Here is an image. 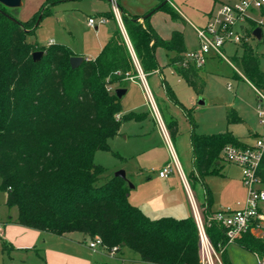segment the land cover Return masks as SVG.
<instances>
[{"label":"trees","instance_id":"16d2710c","mask_svg":"<svg viewBox=\"0 0 264 264\" xmlns=\"http://www.w3.org/2000/svg\"><path fill=\"white\" fill-rule=\"evenodd\" d=\"M56 2L47 0L34 18L25 23L18 20L20 24L0 13V190L7 193L6 204L18 208L17 223L31 230L59 237L71 233L91 239L100 236L106 250L115 248L121 253L128 248L141 262L150 264H201L194 216L147 217L129 201L126 180L114 176L98 184L105 171L95 163L98 151H110L109 141L119 134L124 122L139 123L150 115L125 114L115 93L139 77L137 63L148 79L161 71L157 51L174 53L170 66L175 74L198 96L203 94L201 69L184 64L188 51L184 32L174 31L165 41L151 25L152 18L141 21L142 17L128 14L117 3L128 39L117 26L97 58L84 59L73 69L70 59L78 55L70 48L55 43L41 47L28 41L40 25L36 26L39 18L43 20L47 14V5ZM0 11L12 16L1 3ZM160 12L186 24L170 3ZM99 15L116 22L112 10ZM252 26L248 32L251 37L258 28ZM252 40L256 41L254 37ZM241 48L242 55L232 57V64L246 81L264 92L262 57L251 42ZM37 52L43 53L39 62L33 59ZM164 87L168 98L182 107L193 126L192 177L205 185L203 213L208 217L213 214V201L205 178L221 175L227 147L249 145L230 131L196 134L191 110L181 104L171 86L164 82ZM227 121L229 126L245 123L235 109L227 113ZM166 128L170 138L178 134L177 122L170 121ZM259 177L264 183V159ZM206 231L218 252L226 247L222 227L207 225ZM236 243L264 256L263 243L250 234ZM9 249L3 240L2 251ZM226 252L221 253V260L229 264Z\"/></svg>","mask_w":264,"mask_h":264},{"label":"rangeland","instance_id":"374dc122","mask_svg":"<svg viewBox=\"0 0 264 264\" xmlns=\"http://www.w3.org/2000/svg\"><path fill=\"white\" fill-rule=\"evenodd\" d=\"M22 1L21 7L10 8L8 12L20 22L25 23L35 17L47 0ZM55 1H57L56 4L47 5L49 6L47 14L35 34L28 36L29 42L38 43L41 47L53 42L70 48L75 54L81 55L82 52H89L84 55L89 56L98 47V41H105V38L111 37L110 34L113 32V23H100L101 18L98 14L113 9L112 14L116 22L119 26L121 24V14L114 8L113 2L116 0ZM169 3L173 8L177 7L181 13H185L190 23L173 22L168 14L158 12L153 16L155 28L162 36H167L171 29L178 28L184 32L187 48L189 50L198 49L199 43L193 26L196 28L203 26L205 14L212 10L214 0H172ZM160 4L161 0H132L130 3L133 11L141 12L149 9L148 14ZM89 18L96 20L97 30L88 25ZM262 28L264 37V25ZM251 42L262 57L264 68V39L262 43L257 40ZM165 54L169 57L173 56V53L159 50L158 57L162 66L168 62ZM223 54L224 58L218 56L208 58L206 65L200 70L199 75L205 82L204 92L201 96H198L186 82L173 74L170 67L163 68L164 77L153 75L148 78V87L152 92L159 113V121L163 123L165 133L169 135L166 124H169L170 121L179 124L178 134L172 138L168 136L170 142L165 137L156 113L150 106L148 96H145V92L139 83L128 82L126 84L125 89L128 93L122 100L124 112L134 111L136 113H150V115L146 120L139 123L135 121L124 122L119 134L109 141L110 151H98L96 153L95 163L103 167L105 171L99 180V185L116 176L117 173L125 171L129 186H134V188L130 186L129 197L135 202L141 177L144 179L148 176L155 177L167 166H170L177 174L179 166L191 187L193 198L205 224L208 223V217L203 213V204H206L205 185L192 177L195 169L189 133L193 130V126L182 107L175 105L167 98L166 91L162 87V81L166 78L173 90L176 91L179 101L191 110L196 134L217 135V133H225L228 130L231 132L234 127L238 136L245 138L248 143H254L255 137L251 136L250 132L261 131L260 120H258L256 111L259 101L258 95L252 84L246 81L232 64V57L242 55V48L240 45L227 44L223 48ZM201 100L205 102L204 105L199 104ZM232 109L239 113L245 123L229 127L227 113ZM223 163L226 166L231 165L226 162ZM231 168L233 175L240 172L236 166L231 165ZM222 182L223 179L220 175L205 178V183L208 184L213 193L216 203L223 195L224 185ZM5 198L6 193L0 190V212L15 211L17 213V207L9 208L4 205ZM83 237L86 235L81 233L67 234L66 237L52 234L44 235L36 244L38 251L17 250V252L10 251L4 254L0 252V264H150L141 262L139 256L128 248L119 255L121 260L110 256L105 249L100 247L93 252L84 243L85 238L83 239ZM93 239L90 238L88 241L91 242ZM228 255L230 261L235 264L237 261H248V254L237 245L231 246ZM250 261L252 262V258Z\"/></svg>","mask_w":264,"mask_h":264},{"label":"built area","instance_id":"2783aa9c","mask_svg":"<svg viewBox=\"0 0 264 264\" xmlns=\"http://www.w3.org/2000/svg\"><path fill=\"white\" fill-rule=\"evenodd\" d=\"M263 11L264 0H214V9L209 15L207 24L199 28L194 27L199 47L184 54V64L192 65L200 70L206 65L208 58L215 56L224 58L223 48L227 44L241 46L246 42L253 41V33L251 37L248 32L252 31V24L258 28L264 25ZM120 20V27L124 29L122 19ZM100 23L104 24L105 19H101ZM88 25L96 28L97 22L94 18H89ZM51 44L54 43L51 42L49 45ZM138 72L140 74L141 69H138ZM252 87L258 95L256 111L260 125L264 130V92L256 89L253 85ZM162 129L165 134V128L162 127ZM223 156L226 163L241 169L242 183L247 190V201L244 204L239 203L235 209L225 208L209 215L208 223L205 224L190 193L193 216L199 231L201 264H224L221 260V253L227 250L229 245L236 244L237 240L246 234L259 239L264 245V183L259 177L260 164L264 159V131L255 139L254 144L246 148L227 147ZM172 172L173 169L167 166L159 172V176L169 178ZM178 172L182 177L183 185L191 192V187L179 166ZM207 225H216L226 231L227 245L219 253L208 236ZM99 247L106 250L101 237L95 236L93 241L89 242V248L95 250ZM106 251L110 256H114L118 252L115 248ZM255 255L258 264H264V256L257 253Z\"/></svg>","mask_w":264,"mask_h":264},{"label":"crops","instance_id":"0c3cea01","mask_svg":"<svg viewBox=\"0 0 264 264\" xmlns=\"http://www.w3.org/2000/svg\"><path fill=\"white\" fill-rule=\"evenodd\" d=\"M116 2L119 5H121L122 8L125 9L128 14H130L132 16L144 17L149 12V9L142 10L141 12L133 11V9H132V7L130 5L132 0H116ZM174 8H175V10L178 13H180L182 18L185 19L186 24H189L190 21H189L188 17L185 15V13H181V11L177 7H174ZM213 9H214V6H213L212 10ZM111 10H113V9H111ZM111 10H109V11H111ZM212 10L209 13L205 14L206 18H204L203 26L207 24L209 15H210V13H212ZM104 12H108V11H104ZM157 13L158 12H156V14ZM101 14H104V13H101ZM153 16H152V19H151V25H153L154 29H156L154 24H153ZM111 22L113 23V28H112L113 32H112V34H110L112 36L113 33L116 31V27L118 26L120 28V26L115 21L105 18V23L106 24L111 23ZM193 27H195V26H193ZM95 29L97 30L98 28L96 27ZM174 31H180V30L178 28L171 29L167 36H162L157 30V32L160 34V36L165 41H168L171 38L172 33ZM180 32H182V31H180ZM107 37L108 38H105L106 39L105 41L104 40L103 41H100V40L98 41V44H97L98 47H96V49L93 51L94 53H90L89 56H84V55H87L86 53H89V52H82L81 55H79V54H77V55L78 56H82V57H84V59L89 60V61L97 58L98 55L104 49L105 44L111 38L110 36H107ZM186 47H187V44H186ZM187 50L189 51L188 48H187ZM161 51H163V50H161ZM158 52H159V50L157 51V60L159 61V64L161 66V71L155 72L151 76L159 75L161 77H164L163 76L164 75V73H163V68L164 67H168V68L170 67L172 69L173 74H175L173 68L170 66L171 58H173L175 56V54L173 53L172 57H169L167 54H165V56L168 58V62H166V64L164 66H162L161 61L159 60V57H158ZM163 52H165V51H163ZM210 58H213V57H210ZM145 79H146V82H147L148 79H147L146 76H145ZM129 82L139 83L141 89L143 90V92H145L142 77L139 76L137 79H133V80H131ZM164 82L167 83L168 86H170V84L168 83L166 78L163 79L162 87H163L164 91H166L165 87H164ZM147 85H148V82H147ZM175 93H176V91H175ZM146 94L147 93L145 92V96H148ZM151 94H152V92H151ZM166 95H167V91H166ZM176 96H177V94H176ZM167 98H168V95H167ZM168 99H170V98H168ZM122 100H123V98H122ZM131 112H134V111H131ZM234 125H236V124H234ZM229 127H232V126H229ZM260 127H261V131L260 132H256V133L250 132V135L254 136L255 139L259 135H261L263 133V131H264L261 125H260ZM178 129H179V124H178ZM231 130H232L231 131L232 134H234L235 136L243 139V141L247 145L254 144V143H250V142L248 143L245 138H243L241 136H238V134H236V132H235V128L234 127ZM191 133H192V131H190V133H189V138L190 139H192L191 138ZM169 142H170V138H169ZM191 147H192V145H191ZM221 168H222V173H221L220 176H221V179H223L222 183L224 185L223 195L221 196L220 200L216 203V200H214V197H213V193L211 192V200L213 202H212V206H211L210 209H211L212 213L219 212V210L225 209V208L235 209V208L238 207L239 203L244 204L247 201V199H246L247 198V190H246L244 184L242 183V172H241V169L239 168L240 172L239 173H234V175H233L232 174L231 165L230 166H226L224 163H222ZM183 176L186 179V176L184 175V173H183ZM138 186H139V188H138L139 190H138V192L136 194L135 202H133L131 197H129V201L134 206H136L137 208L142 210V212L147 217H149V218H151L153 220H157V218H162V217H171V218L174 217V218H177V219H186L188 217L193 216V206H192V201L190 200L191 199L190 193L192 194V192H189V190L185 188V185H183V180H182V177H181L179 172L176 174L173 171L169 178H161L159 176V174L156 175L155 177L148 176V177H146V179L141 177L140 180H139ZM192 197H193V195H192ZM205 200H206V190H205ZM6 202H7V193H6V198H5V201H4V205L9 207L6 204ZM205 205L206 204H203V207ZM17 217H18V212L15 213V211L14 212H4V211L0 212V243H1L0 252H2L3 254L5 253V252L2 251V241L3 240L6 241L7 244L10 246V249L7 251L8 253L10 251L17 252V250L27 251V252L28 251H32V250L38 251L37 248H36V244L38 242H40V240L44 237V235H48L49 233L46 234V233H43L41 231H37L35 229H32V230L28 229V228H26V227H24V226H22V225L17 223V221H16ZM86 238H88V239H86ZM83 239H84V243L89 248V241L88 240H90V238L88 236H86V237H83ZM232 245H235V246L237 245L238 247L242 248L243 251L246 252V254H248V256L244 255V256L248 257V261L247 262L237 261L236 264H258L257 257L255 255V253H253V252L251 253L250 251L244 249L242 246H239L237 243L229 245L227 250H226L227 251L226 252L227 253V261L229 262V264H235V263L230 261V258H229V255H228V250L231 248ZM101 249H103V248H101ZM96 250H98V248L95 249V250H92V251L95 252ZM122 252L121 253L118 252L116 255H114V258L118 259V260H121L122 258H119V255L122 254ZM250 258H252V262L250 261Z\"/></svg>","mask_w":264,"mask_h":264},{"label":"water","instance_id":"95a60500","mask_svg":"<svg viewBox=\"0 0 264 264\" xmlns=\"http://www.w3.org/2000/svg\"><path fill=\"white\" fill-rule=\"evenodd\" d=\"M171 1L172 0H165V2H163L162 4L157 6L155 9L151 10V12L149 14L145 15L144 17H142L139 20L145 21L148 18H152V16L154 14H156V12H159L162 7H164L165 5H167V3L171 2ZM0 3L7 9H10V8L14 9V8L21 7L23 1L22 0H0ZM113 3L115 5L114 8H116L117 12L120 14L119 5L116 2H113ZM0 13L3 14L5 17H7L10 21L12 20L13 22L20 24V22L15 17H12V16L8 15L6 12L0 11ZM41 20H42V17L39 18L36 26H38L40 24ZM121 30L123 31L125 37L127 38L126 30L123 29V27H121ZM253 36L258 42H261L262 38H263V28L261 27V28L255 29L254 32H253ZM130 47H131V45H130ZM131 49H132V47H131ZM42 57H43V53L42 52H37V53L33 54V59H34L35 62H39ZM83 61H84V57H82V56H74L73 58L70 59L71 66H72L73 69L80 67L83 64ZM137 67H138V69H141L138 63H137ZM139 76L142 77V79H143L144 89H145V92L148 95L150 106L153 108V111L156 113L157 119L159 121V113L157 111V107L155 106V102L153 100V96H152L151 92L149 91L145 76H144V74L142 72L139 74ZM126 91L127 90L125 88H122V89H117L115 91V93H116L117 97L120 100H122V98L127 94ZM199 104L200 105H204L205 102L201 100L199 102ZM159 123L161 124L162 127H164L163 123H161L160 121H159ZM165 137L168 138V135H166V133H165ZM168 141H169V138H168ZM116 177L120 178L122 180H126L128 182L127 174H126L125 171L117 173ZM130 186H131V188H134V186H132V185H130Z\"/></svg>","mask_w":264,"mask_h":264},{"label":"bare ground","instance_id":"6f19581e","mask_svg":"<svg viewBox=\"0 0 264 264\" xmlns=\"http://www.w3.org/2000/svg\"><path fill=\"white\" fill-rule=\"evenodd\" d=\"M166 135H167V133H166Z\"/></svg>","mask_w":264,"mask_h":264}]
</instances>
